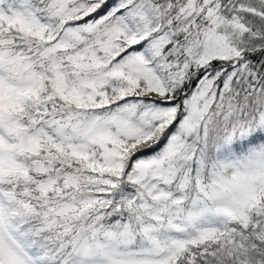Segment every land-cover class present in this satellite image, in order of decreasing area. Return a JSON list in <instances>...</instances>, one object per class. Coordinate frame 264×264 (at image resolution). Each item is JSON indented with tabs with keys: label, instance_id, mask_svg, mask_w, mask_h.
<instances>
[{
	"label": "snow or ice",
	"instance_id": "obj_1",
	"mask_svg": "<svg viewBox=\"0 0 264 264\" xmlns=\"http://www.w3.org/2000/svg\"><path fill=\"white\" fill-rule=\"evenodd\" d=\"M0 264H264V0H0Z\"/></svg>",
	"mask_w": 264,
	"mask_h": 264
}]
</instances>
